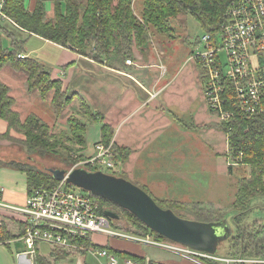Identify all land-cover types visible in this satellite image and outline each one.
Segmentation results:
<instances>
[{"label":"trees","instance_id":"16d2710c","mask_svg":"<svg viewBox=\"0 0 264 264\" xmlns=\"http://www.w3.org/2000/svg\"><path fill=\"white\" fill-rule=\"evenodd\" d=\"M231 1L139 0L141 9L139 16L135 11L137 0H54V16L48 17L45 0H37L33 10L26 6V0H0V71L8 63L16 69L24 70L27 74L28 92L39 91L43 98H47L53 92L51 104L55 114L59 115L64 107L73 101V96L63 90L62 80L53 79L51 72L44 69L37 59L19 56L27 42L22 36L23 32L72 49L98 63L117 67L132 59L135 47L142 51L149 47L151 27L160 33L170 35L173 30L172 21L180 15L190 14L207 33L215 34ZM5 37L10 39V47L4 45ZM202 75L205 78L204 71ZM232 99L235 101L236 97L233 95ZM15 104L16 98L11 94V87L0 79V120L7 123V129L0 133V139L16 141L17 139L11 136L15 130L25 135V139L19 141L26 147L29 155L43 156L54 151L60 142L56 138L57 134L50 131L49 124L33 112L22 119L21 113L14 108ZM82 108L90 117H98L83 100ZM68 123L70 135H67V138L78 147L76 152L84 149L87 145L88 123L79 116H71ZM218 126L228 135L231 166L232 163L248 165L250 175L239 183L236 200L233 203V209L237 211L233 217L235 231L230 237L227 251L223 255L219 253L214 255L223 260L203 258V261L206 264H264V219H256L249 223L245 221L253 198L264 195V114L247 116L238 109L229 122L219 123ZM113 137L112 126L102 122L100 141L106 145L112 142L114 152L120 154L126 161L131 149L119 146L113 142ZM76 161L77 159L72 157L70 163ZM8 165L26 173L28 195H32L41 187H52L59 182L53 173L44 171L34 164L13 160ZM89 193L92 198L99 201L103 208L102 213L106 206L110 207V201L106 198ZM155 200L163 208L172 210L192 208L196 217L193 220L219 222L227 218V214L205 208L199 202ZM116 208L129 217L138 233L147 235L151 232V229L129 210L119 205ZM112 222L110 220V223ZM156 234L158 241L166 238L157 232ZM6 238L12 239L13 235L7 227L0 225V240ZM83 241L86 244L93 242L88 237ZM94 245L102 247L95 243ZM105 248L120 258L144 261L134 254L109 246ZM35 264L53 263L37 253Z\"/></svg>","mask_w":264,"mask_h":264},{"label":"crops","instance_id":"0c3cea01","mask_svg":"<svg viewBox=\"0 0 264 264\" xmlns=\"http://www.w3.org/2000/svg\"><path fill=\"white\" fill-rule=\"evenodd\" d=\"M36 1L26 0V6L33 10ZM45 1L47 14L51 13L52 6L54 8V0ZM22 36L24 39H28L29 34L23 32ZM4 40L8 41V46H5L9 47L10 40L6 37ZM58 49H60L59 66H68V74L64 69L57 68L52 71V78L62 80L64 91L75 96L78 100L79 98L84 100L95 112L102 113V122L111 125L115 130L113 142L122 147L131 148L132 153L123 167L124 178L146 188L155 199L224 205V198L227 197L226 191L232 188L235 192L240 181L250 175H242L239 178H233L232 181L228 180L233 165L240 167V164L235 163L231 166L229 163L228 135L226 133L225 137L222 135L217 120L215 123L212 119H208L204 126H202L203 124L198 126L204 127L202 129L205 131L208 130L205 134L200 133V128L198 131L195 128L199 124V121L195 119V114L200 110L205 115V110L208 111L209 108L208 104L206 105L207 109L203 106V102L196 109L195 106H192L194 103L186 106L182 101L183 98L181 102L175 100L180 95L189 96L193 90V84L198 90L200 88L199 92L204 99V78L198 62H196L199 72L198 80H193L192 76L194 75L190 73L183 76L186 78L181 79L183 77L180 73L183 70L181 72L176 70L178 67H175V64L172 62H169V65L158 64L152 58L150 51L143 54L142 50L136 47L132 59L133 64L123 65V63L119 67H110L94 62L69 48L60 46ZM163 65L167 66L165 73H163ZM62 76L65 78H61ZM190 80L193 81L190 82ZM185 83L187 86L180 87ZM24 85L28 92L26 76ZM11 94L13 95L12 87ZM13 96L16 98L14 108L21 113L22 119L32 112L37 115L41 114L40 106L42 104L51 107L52 97H49V101L45 100L38 91L28 92V96L22 103L15 95ZM199 101L201 102L200 99ZM20 106L26 108V113L20 110ZM6 129L7 123L0 120V133L5 132ZM94 134L96 136L98 130H94ZM164 137H168L169 143L177 144L176 147H172L171 152L169 149H161L158 145L159 139H164ZM94 138H92L93 144L88 145L91 152L95 151V144L101 140V130L100 138L96 140ZM222 139L227 145L225 149H222ZM224 154L227 157L228 165L222 171L217 167V160H221V156ZM13 160L16 159H8L5 155H0L1 200L9 205L23 206L28 197L27 175L8 165ZM218 178L220 180L216 181ZM206 181H208V188L203 183ZM235 186H237L236 189ZM12 218L18 221L15 223L17 225L9 223L8 220ZM0 220L7 221V230L13 235L12 239L0 240V264H35L37 253L50 259L53 264H109L107 258L95 253L70 252L61 247H54L47 242L38 243L35 253L31 254L21 239L24 233V224L20 216L0 208ZM138 243L141 242L126 237L103 236L99 244H95L128 252L144 260L136 261L119 257L118 264L132 262L134 264H150V262L206 264L196 257L164 248L160 249L167 253L154 259ZM142 244L159 248L146 243Z\"/></svg>","mask_w":264,"mask_h":264},{"label":"built area","instance_id":"2783aa9c","mask_svg":"<svg viewBox=\"0 0 264 264\" xmlns=\"http://www.w3.org/2000/svg\"><path fill=\"white\" fill-rule=\"evenodd\" d=\"M202 40L206 43L205 49L197 50L192 59L204 71V96L219 122H229L238 109L247 116L264 114V0H232L218 32L207 33ZM223 55L226 56L225 65ZM162 68L165 73L166 67ZM94 149L87 161L89 170L116 176L121 159L114 152L113 144L100 141ZM67 177L68 174L52 187L35 190L23 206L4 203L0 194V208L20 216L24 224L21 239L31 254L35 253L38 243L47 242L70 252H92L107 258L109 264H118L119 257L108 248L83 241L86 237L92 240L94 233H101L161 246L188 256L207 255L184 245L159 242L150 235L132 238L112 230L99 201L76 190Z\"/></svg>","mask_w":264,"mask_h":264},{"label":"rangeland","instance_id":"374dc122","mask_svg":"<svg viewBox=\"0 0 264 264\" xmlns=\"http://www.w3.org/2000/svg\"><path fill=\"white\" fill-rule=\"evenodd\" d=\"M138 3H139V0H137V2L135 3V11L140 16L141 9H140V5H139L140 3L139 4ZM53 9L54 8L52 6V12L51 13L48 12V14H47L48 17H52V15L54 16ZM172 27H173V30H172L170 35L165 34V33H160L156 28L151 27V30H150L151 44L149 45L148 48H146L144 51H142V53L146 54L147 51H150L152 58L158 64L164 63V65H165V63H166L167 65H169V62H172L173 64H175V67H178L176 70H179V72H181L183 70L182 73H180L181 77L187 76L186 74L190 73V74L194 75V76H192L193 78L191 77L193 80H198V76H199L198 66L196 64V61L193 60L192 57L197 52V50H204L205 49L206 43L202 39H203L204 35L207 34V32L202 28L201 24L190 14H183L177 18H174V20L172 21ZM23 38H24V36H23ZM4 45L8 46L7 40H4ZM10 46H11V44H10ZM58 48H60V46H58L57 44H55L53 42H50V41L45 42L44 39H40L39 37L28 36L27 42L25 44L23 52H21V55H23V57L30 56L32 58L37 59L41 63V65L44 69L51 72V75H52V71L54 69H57V68L64 69L66 71V73L68 74V72H67L68 66H66V67L59 66L60 49H58ZM25 53H26V55H25ZM133 57H134V55H133ZM133 57H132V59H133ZM132 59H130V61L133 64ZM94 62H96V61H94ZM222 62L225 65V63H226V56L225 55L222 56ZM127 63H129L128 60L125 61L123 65H127ZM131 63H129V64H131ZM1 71H0L1 72L0 73L1 79L12 87L13 95H15L17 97V99L20 103H22V101H24V98H26L28 96V92H27L25 85H24V77L25 76L27 77V74L22 69H16L14 66H12L11 63H8ZM61 78H65V76H62ZM184 78H186V77H183L181 79H184ZM193 80H190V82H192ZM182 86H187V84L185 83L183 85H180V87H182ZM199 91H200V88L198 90L197 87L193 84V90L191 91L189 96L186 94L180 95L175 100L181 102V100L183 98L182 101L185 102L186 106H188L189 104L192 105V103H194L192 106H195L196 109H197V106L202 105V102H203V106L206 108V105L208 103L205 99V96L203 99V95L201 96ZM52 94H53V92L50 93V95L47 98H43V97L42 98L49 101L50 100L49 97H52ZM68 94L70 96H73L70 93H68ZM199 99L201 100V102L199 101ZM77 100H78V98L73 96V101L71 103L67 104L64 107L63 111L59 115L55 114V111H54L52 104H51V107H49L47 104L46 105L42 104L40 106L41 107V110H40L41 114L38 113V115H40V118L43 121H45L47 124H49L50 129H51L50 131L53 134H57L56 138L60 142L54 151H52L46 155H43V156H40L37 154L29 155L27 153L26 147H24V145L21 144V142H20L21 139L22 140L25 139V135L13 130L11 133L12 134L11 136L16 138L17 140L13 141V140H9V139H0V155H5L8 159H16L18 161L28 162L30 164H34L38 168H40L44 171H49V172H50V169H56V168L65 169L67 171H69L71 169H75V168H84V169L89 170L90 164L87 163V161L94 154V150L92 152L89 151L88 145L93 144L92 138L95 137L94 138L95 140L100 138V130H101V124H102V119H101L102 115L101 114L102 113L101 112H95L89 106L94 113L98 114V117H97L98 119L90 117L88 114H86L87 111L83 110V108H82V99L79 98V100H78L79 102ZM50 103H51V101H50ZM20 107H21L20 110L23 113H26L25 112L26 108L24 106H20ZM207 107H208V105H207ZM195 115H196L195 119L199 121V124L196 125L195 128H197V131L200 128L201 134L207 133L208 130L206 129V131H205L204 129H202L204 127H198V126H200L201 124H203L202 126H204V124L208 122V119H210V120L212 119L215 123L217 120L218 124L220 123L217 116L209 111V108H208V111L205 110V115H203V113L200 112V110H198L197 114H195ZM71 116H79L82 120H84L85 122L88 123V130H87L88 131L87 132V143L88 144L86 145V147L84 149L77 151V152H76V149L78 147L74 146V143L67 138V135H70V125L68 123V119ZM183 119L186 120V118H183ZM185 122L190 123L187 121H185ZM205 128H208V127H205ZM94 130H98V134L96 136L94 134ZM113 130H114V128H113ZM221 133L225 137V132L222 131ZM114 134H115V130H114ZM218 136H220V135H218ZM204 139L205 140L207 139L206 136L204 137ZM167 140H168V137H164V139L160 138L158 141V145L161 149H166V150L169 149L171 152L172 147L173 148L176 147L177 144H175L174 142L169 143ZM212 142H214V141H212ZM222 143H223L222 149H225L227 145H226V142L224 141V139H222ZM131 153H132V151H131ZM118 155H120V154H118ZM81 156H83V157H81ZM72 157L77 159V161L74 162L73 164L70 163V160L72 159ZM229 157H230V154H229ZM120 159H121V166H120V170L118 171L116 176L117 177H125V175L123 174V172H124L123 167H124V163L127 162V160L129 158L126 161H124L120 155ZM227 165H228L227 157L224 154L221 156V160H217V167H218V169L221 168V170L223 171V168L226 167ZM239 172H240V175H239ZM248 174H250V167L248 165H243L241 163H240V167H239V165L238 166L233 165V169H232V171H230V178H228V180L231 179V181H232L233 178H236V177L239 178V176H242V175L245 176ZM227 177H228V174H227ZM219 180H220V178L216 179V181H219ZM203 183H204L205 187L208 188V181L203 182ZM73 186L78 191H81V192L84 191L83 193L90 194L88 191L83 190L81 187H79L77 185L73 184ZM140 187H142V186H140ZM236 187L237 186H235L234 188L236 189ZM142 188L146 189L144 187H142ZM238 189H239V187H238ZM238 189L235 190V192L232 188L228 189L226 191L227 197L224 198L225 204L224 205L222 204L223 206L222 205L218 206L217 204H214V203L213 204L201 203V204H203V207H205V208L206 207L212 208V209L218 210V212H220V214H223V213L227 214L226 221H228L230 226L233 228V232L235 231V223H234L233 217L235 214H237V211L235 209H233V203H234L233 201H234V199H236ZM159 201H161V200H159ZM179 202H181V201H179ZM185 203H191V202H185ZM106 208H108V207L106 206ZM113 209L120 214V218L117 220L110 219L113 221L112 223H110V228L112 230L121 232L122 234L125 233L132 238L133 237L143 238V237L150 235V237L152 239H155V240L158 239L156 232H154L152 230L147 235H145L143 233H138L137 228L133 225V223L131 222V220L129 219V217L125 213H123V212L121 213L120 210H118L116 208H113ZM173 211L182 218L192 219V220L196 219V217L193 214L194 210H192V208H190V207H188V208H174ZM256 219H264V195H258V196L253 198L252 204H251V209L246 213V216H245V221L247 223L252 222ZM8 221H9V223H11V222L14 224L18 223V221L13 219V218L9 219ZM0 222H1L0 225L7 227L6 226L7 221L0 220ZM15 225H17V224H15ZM103 236H107V235L101 234V233H94V234H92L91 238H92L94 243L99 244V241L102 239ZM229 240H230V238L225 239V240L220 242V244L218 246V252L217 253H220V254L226 253L227 247L229 245ZM159 242L182 245V244H179V243L174 242V241L167 239V238L160 239ZM142 243H144V242H141L138 244H141V246H143L148 251V253H150L149 255H151V257H153L154 259H157L159 257V255L162 256L163 254L167 253V251L160 249V248H163L161 246H157L159 248H156V247H152V246H147V245L142 244ZM173 252H175V251H173ZM169 254H171V253L169 252ZM194 257L198 258L202 262H203V258L216 259V257L214 255H211L209 253H207V255H205V256H194ZM217 259L219 260L222 258L218 257Z\"/></svg>","mask_w":264,"mask_h":264},{"label":"water","instance_id":"95a60500","mask_svg":"<svg viewBox=\"0 0 264 264\" xmlns=\"http://www.w3.org/2000/svg\"><path fill=\"white\" fill-rule=\"evenodd\" d=\"M61 180H67L83 190L106 198L120 207L129 210L142 220L151 230L174 242L216 255L221 241L233 234L228 221L202 222L185 219L170 208H163L145 189L124 177H117L101 171L84 168L50 169ZM104 214L110 219H119L120 214L113 208H105Z\"/></svg>","mask_w":264,"mask_h":264},{"label":"flooded vegetation","instance_id":"af4514ba","mask_svg":"<svg viewBox=\"0 0 264 264\" xmlns=\"http://www.w3.org/2000/svg\"><path fill=\"white\" fill-rule=\"evenodd\" d=\"M116 206H117L116 204H114L113 202H110V207H111V208H116ZM116 209H117V208H116Z\"/></svg>","mask_w":264,"mask_h":264}]
</instances>
